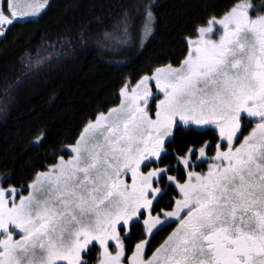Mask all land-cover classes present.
Instances as JSON below:
<instances>
[{
  "label": "snow or ice",
  "instance_id": "6c2138e0",
  "mask_svg": "<svg viewBox=\"0 0 264 264\" xmlns=\"http://www.w3.org/2000/svg\"><path fill=\"white\" fill-rule=\"evenodd\" d=\"M46 6L44 0L18 12L16 0L8 5L13 18L38 15ZM249 10L256 11L240 3L223 19L209 20L208 27L197 29L200 39L191 41L194 47L181 67L156 70L153 78L164 99L155 120L139 105L147 102V89L131 97L125 90L127 107L101 114L84 129L70 160L61 158L50 173L39 174L31 187L42 198L21 196L17 204L15 189L0 188V264H89L82 253L87 255L94 241L103 246L100 264H122L117 225L127 234L129 224L139 222L151 234L163 226L161 215L179 218L182 212L180 228L147 264H264V16L251 19ZM144 20L143 30L151 35V5H145ZM14 22L0 9V27ZM212 24L223 33L218 40L205 39ZM123 31L127 34L126 22ZM252 118L259 122L239 142L242 119ZM177 120L215 125L227 150L217 151L206 175L187 174L174 211L152 216L153 200L167 191L151 181L163 179L168 169L144 175L140 166L159 159ZM234 142L239 146L233 149ZM188 155L204 157L205 148ZM128 173L131 185L122 178ZM142 209L148 219L140 220ZM14 232L21 238L14 240ZM109 240L119 249L115 255L108 251ZM146 243L136 245L131 264H145L140 257Z\"/></svg>",
  "mask_w": 264,
  "mask_h": 264
},
{
  "label": "trees",
  "instance_id": "16d2710c",
  "mask_svg": "<svg viewBox=\"0 0 264 264\" xmlns=\"http://www.w3.org/2000/svg\"><path fill=\"white\" fill-rule=\"evenodd\" d=\"M244 1L256 9L249 14L264 15V0H51L38 18L6 24L0 38L3 184L27 193L90 123L119 104L124 89L180 65L197 29ZM145 5L155 18L151 35L143 30ZM219 139L212 127L179 126L167 145L182 153Z\"/></svg>",
  "mask_w": 264,
  "mask_h": 264
},
{
  "label": "flooded vegetation",
  "instance_id": "af4514ba",
  "mask_svg": "<svg viewBox=\"0 0 264 264\" xmlns=\"http://www.w3.org/2000/svg\"><path fill=\"white\" fill-rule=\"evenodd\" d=\"M134 85L135 84H131L126 88L127 95H129V97L133 96V92H136ZM145 89H147L149 93L147 102L145 103L143 100H141L139 101V105L140 107L145 109L151 119L155 120V113L159 111V102L160 100L164 99V95L158 89L155 81L149 83ZM127 102L129 103L128 99ZM258 122L259 118H252L250 121L242 119L241 125L243 135L238 134L239 142H242L243 138L250 134L252 128H254L255 124ZM179 126L189 128L191 125H174L171 129V135L164 138L163 151L160 153L159 159L150 158L153 160L151 164H149L147 167H145L144 164H141L140 166V172L144 175H147L150 171L168 169L166 176L163 179L153 178L151 181L152 186L154 188L158 187L167 191V195H165L162 200H153V210L151 212L152 216H156L157 214L161 213V210H163V212L174 211L176 208L175 201L183 199V193L180 192L179 185L188 182L187 174L189 172H195L200 175H206L210 165L215 162L213 158L215 157L217 151L227 150L223 139L220 138L219 141L214 144L207 142L199 147H189L184 150V152L178 153L177 150L169 148L167 144L172 141L174 132ZM76 144L67 149V155L60 154L57 157L55 163L48 166L44 172H46L47 170L50 171V169L57 166L61 158H63L65 162L70 160L74 156V153L71 151V149L75 147ZM238 146V142H234V144L232 145L233 149ZM201 147L205 148L204 157L188 155L190 149L198 150ZM183 159H189L190 164L184 165L182 163ZM193 164L195 166H192ZM129 177L130 173H128L127 175H122V178L125 180V182L128 185H131L132 181ZM167 177H174L175 180L171 181L167 179ZM193 183H195V180H193ZM149 198H151V194ZM141 211L144 212V215L140 217V220L148 219V210L142 209ZM183 217V212L181 213V216L179 218H166L165 216L161 215L160 219L164 222L163 226L161 227L160 225H158L157 228L153 229L151 234L147 233V226L139 222L135 225L129 224L127 228V234L124 230L120 228L119 225H117V230L120 233L121 242L124 245V255L122 257V264H131L132 256L136 252V245L140 244L143 241H147V243L144 245L140 258L145 262V264H147V261L152 259L153 256L156 255L157 251L161 249L163 245H165L169 237L172 236L174 232H177V230L180 228L179 221ZM9 230L11 231V229ZM19 236L20 234H17L15 232L13 233L14 240L20 239ZM3 238V235H0V239ZM118 250L119 249L115 246V242L109 240L108 251L112 255H115ZM86 251L88 252V254L84 255L82 253V258L84 260L89 261V264H95L96 262H100L104 258L103 246L99 245L98 241H94L93 245H90L89 249ZM59 264L66 263L60 262Z\"/></svg>",
  "mask_w": 264,
  "mask_h": 264
},
{
  "label": "rangeland",
  "instance_id": "374dc122",
  "mask_svg": "<svg viewBox=\"0 0 264 264\" xmlns=\"http://www.w3.org/2000/svg\"><path fill=\"white\" fill-rule=\"evenodd\" d=\"M50 1L51 0H47V6H46V8L48 7V4L50 3ZM43 2H44V0H16V3H17V11L18 12L30 11V9L27 8V5H29V4H36V3H43ZM11 3H12V0H0V9L3 10V14L5 16H7L9 19H14L15 21H17V20H26V19H35V18H38L42 14V12L46 9V8H44L38 15H35V16H25V17L13 18L10 15V9L8 7V5L11 4ZM241 3H248L252 7L251 1H244V2H241ZM231 10L227 14H229L231 12ZM227 14H225V15H227ZM225 15H223V16H221L219 18H214V20H217L218 21L220 19H223V17ZM260 16H264V15H262L260 13L255 14V15H252V13L249 14V17L251 19H256L257 17H260ZM208 26H209V24H207V25H205L203 27H208ZM211 27L213 28V33L206 35L205 36V39L218 40L219 39V35H222L223 34L222 31H220V26L217 25V24H212ZM5 28H6V24L3 25V27H0V31H3L4 32L5 31ZM1 37L2 36H0V38ZM199 39H200V36L197 35V36H195V37H193L192 39L189 40V51H191L192 47H194V45L191 43V41H196V40H199ZM179 67H181V64L178 65V66H176V67L174 66L173 68H179ZM162 68H167V67H162ZM162 68H160V69H162ZM155 74H156V71L151 76H147L149 79L145 83H143V84L141 83V81H143L145 77H143L142 79H140L137 82H135L134 88H135L136 92H133V95H142L145 92L146 86L149 83H151L152 81H155V79L153 78L155 76ZM140 87H142V88H140ZM125 90L126 89H124L123 92H122V97L120 99L119 104L115 108H113V109H118L122 105H124L125 107H127L128 102H127V99H126V97L124 95V91ZM127 96L129 97V95H127ZM109 112L107 114H105L104 116H108ZM95 122H93V123H95ZM176 124L179 125V124H183V123H181V122H179V120H177V123ZM184 125L185 126L191 125L190 127L196 126L197 128H201V129L206 128V127H212V128H215L219 132L218 127H216L215 125H195V124H184ZM41 173H50V171L47 170L46 172L43 171ZM38 177H39V175L36 177V179L34 180V182L31 185L37 183ZM0 188H3L5 190L15 189V188H13L11 186L4 185L1 179H0ZM15 190H16V203L17 204L19 203V199H20L21 196L27 197L29 195L36 194L37 195V198H42V194L41 193H34L32 187L25 194L19 193L18 189H15ZM6 199L8 200V206L11 207L12 206V204H11V197L6 195ZM10 229H11V226H10ZM19 237L21 238V235ZM59 263L60 262H57V264H59ZM63 263H66L67 264V262H63ZM95 264H100V262H96Z\"/></svg>",
  "mask_w": 264,
  "mask_h": 264
}]
</instances>
